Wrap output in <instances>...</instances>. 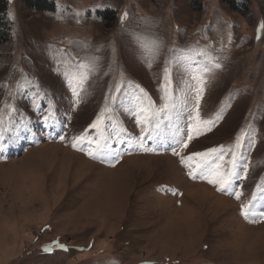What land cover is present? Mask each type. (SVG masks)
I'll return each instance as SVG.
<instances>
[{
  "label": "rangeland",
  "instance_id": "374dc122",
  "mask_svg": "<svg viewBox=\"0 0 264 264\" xmlns=\"http://www.w3.org/2000/svg\"><path fill=\"white\" fill-rule=\"evenodd\" d=\"M234 1L8 0L0 264H264V0ZM222 145L218 191L181 160Z\"/></svg>",
  "mask_w": 264,
  "mask_h": 264
},
{
  "label": "snow or ice",
  "instance_id": "6c2138e0",
  "mask_svg": "<svg viewBox=\"0 0 264 264\" xmlns=\"http://www.w3.org/2000/svg\"><path fill=\"white\" fill-rule=\"evenodd\" d=\"M261 28H264V24L261 25ZM215 67H220V65L216 64L214 65ZM80 67L87 68L86 65H82ZM210 69L205 67L202 69L200 74L193 75V79L198 81V87L195 89L196 91V113L194 116V121L195 123L191 126L190 129V134L188 136V140L191 141L193 139L192 132H199L200 128L202 126L208 127L213 123V121H205L201 120L200 114H199V101L203 96L204 88L203 84L205 83L204 78H203V72L209 71ZM165 83L162 85V88L165 91V99L167 98L168 92H167V86L170 83L168 80L167 76V69L165 70ZM168 107L167 103H165L164 108L160 109V111L166 110ZM140 112L143 114L141 118V123L142 124H148L151 121L152 115L154 113H151L150 108H144L142 107L140 109ZM219 119V117H217ZM103 121V113H101L98 117L97 120L90 125L91 128H99L101 123ZM210 130V127H209ZM77 140H83V137H77ZM241 142V137H237L236 140V147L240 146ZM74 147L76 146L75 144L73 145ZM183 147H187V143L183 145ZM231 151V150H229ZM178 155V153H176ZM226 153L224 152V146H220L219 148H212L209 149L206 152H197L193 153L191 156L187 157L185 160L182 158L181 162L187 164L188 167H192L193 161H196V168L200 170V174L202 178H207L208 183L210 184H216L218 185V191H225L228 189L231 183L232 177L235 175V173L231 169H225V160L224 156ZM228 163H231L233 167L235 166V153H232V160L229 161ZM190 176H195V173L190 172ZM236 199H240V195H236ZM250 207H251V202L248 204H242L241 205V214L247 218L250 213ZM62 247V246H61Z\"/></svg>",
  "mask_w": 264,
  "mask_h": 264
},
{
  "label": "trees",
  "instance_id": "16d2710c",
  "mask_svg": "<svg viewBox=\"0 0 264 264\" xmlns=\"http://www.w3.org/2000/svg\"><path fill=\"white\" fill-rule=\"evenodd\" d=\"M29 7L37 8V9H44L46 6L41 4V0H24ZM47 2V1H46ZM232 7L235 9L237 8V3L234 0H229ZM199 6V3H197ZM196 6L197 8H199ZM7 7H8V0H0V45L6 43L10 40V29H11V22L7 16Z\"/></svg>",
  "mask_w": 264,
  "mask_h": 264
}]
</instances>
